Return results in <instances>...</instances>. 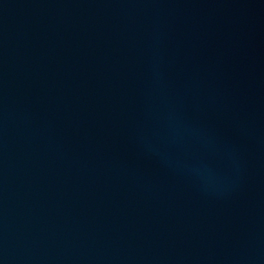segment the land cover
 <instances>
[{
    "label": "water",
    "instance_id": "obj_1",
    "mask_svg": "<svg viewBox=\"0 0 264 264\" xmlns=\"http://www.w3.org/2000/svg\"><path fill=\"white\" fill-rule=\"evenodd\" d=\"M0 264H264V0H0Z\"/></svg>",
    "mask_w": 264,
    "mask_h": 264
}]
</instances>
